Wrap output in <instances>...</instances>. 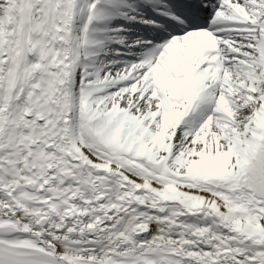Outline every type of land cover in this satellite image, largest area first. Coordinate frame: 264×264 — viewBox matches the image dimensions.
Here are the masks:
<instances>
[{
  "label": "snow or ice",
  "instance_id": "snow-or-ice-1",
  "mask_svg": "<svg viewBox=\"0 0 264 264\" xmlns=\"http://www.w3.org/2000/svg\"><path fill=\"white\" fill-rule=\"evenodd\" d=\"M0 264H264V0H0Z\"/></svg>",
  "mask_w": 264,
  "mask_h": 264
}]
</instances>
